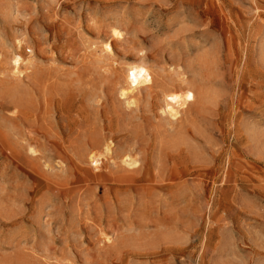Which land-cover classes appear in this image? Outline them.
<instances>
[{
  "label": "rangeland",
  "instance_id": "374dc122",
  "mask_svg": "<svg viewBox=\"0 0 264 264\" xmlns=\"http://www.w3.org/2000/svg\"><path fill=\"white\" fill-rule=\"evenodd\" d=\"M0 264H264V0H0Z\"/></svg>",
  "mask_w": 264,
  "mask_h": 264
},
{
  "label": "bare ground",
  "instance_id": "6f19581e",
  "mask_svg": "<svg viewBox=\"0 0 264 264\" xmlns=\"http://www.w3.org/2000/svg\"><path fill=\"white\" fill-rule=\"evenodd\" d=\"M108 47H109V49H110V50H112V49H111L112 47H111V45H110V44L108 45ZM107 148L109 149V147H108V146H107ZM134 159H135V158H133V160H134ZM135 160H136V159H135ZM131 161H132V158H131ZM132 162H134V161H132ZM134 163H135V162H134ZM134 163H133V164H134Z\"/></svg>",
  "mask_w": 264,
  "mask_h": 264
}]
</instances>
